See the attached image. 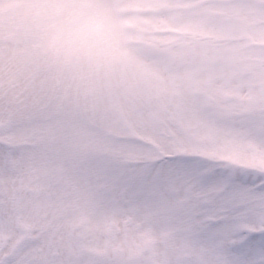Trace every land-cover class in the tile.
Here are the masks:
<instances>
[{
	"label": "snow or ice",
	"instance_id": "obj_1",
	"mask_svg": "<svg viewBox=\"0 0 264 264\" xmlns=\"http://www.w3.org/2000/svg\"><path fill=\"white\" fill-rule=\"evenodd\" d=\"M0 264H264V0H0Z\"/></svg>",
	"mask_w": 264,
	"mask_h": 264
}]
</instances>
